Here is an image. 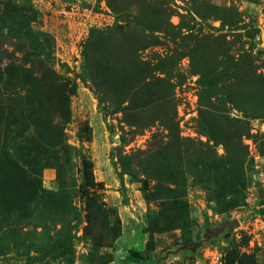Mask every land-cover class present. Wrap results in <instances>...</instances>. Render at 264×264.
I'll use <instances>...</instances> for the list:
<instances>
[{"label":"rangeland","instance_id":"rangeland-1","mask_svg":"<svg viewBox=\"0 0 264 264\" xmlns=\"http://www.w3.org/2000/svg\"><path fill=\"white\" fill-rule=\"evenodd\" d=\"M3 4L38 42L3 29L0 94L35 61L66 113L51 147L0 102V158L36 179L0 170V264H264V0Z\"/></svg>","mask_w":264,"mask_h":264},{"label":"trees","instance_id":"trees-1","mask_svg":"<svg viewBox=\"0 0 264 264\" xmlns=\"http://www.w3.org/2000/svg\"><path fill=\"white\" fill-rule=\"evenodd\" d=\"M0 7L3 8L0 9V44L5 41L4 35L2 34L3 29L8 31L7 37L11 36L13 38L12 33L16 32V40L19 41L22 39L24 43H26V41L30 42L29 49L31 50L25 52L23 55L28 57L27 55L33 53L36 47L35 44L38 42V38L35 37L36 33L30 29L28 22L26 21L30 20V16L24 14L20 20L14 22V19H12L13 17L10 15H8L7 18V8L5 7V4ZM160 28L161 27L158 26L157 30ZM25 48H28L26 44ZM34 63L35 61L30 62L29 60H26L25 65L11 62L6 64L3 71L4 87L6 91L3 92V94H0V102H3L6 105L9 104L13 107L12 109L14 110L15 115L14 123H18L19 120L27 122V124L32 127V131L36 132V135L44 138L47 146L55 147L56 145H60L62 129H56V126L54 125V122L50 120V117H54L56 114L62 118V116L66 113L64 110V101L62 102V99H64V95H62V84H60V77H55L54 75L52 76L50 69L47 67H45V70L42 71L40 77L34 76L32 68ZM3 64L0 60V65ZM17 89L19 90L16 91ZM41 96H45L43 102L40 101ZM48 97L50 99V103L47 109H45L43 105L46 104ZM34 106H40V109L43 110L33 108ZM22 110L25 113H23ZM39 117L44 121L43 125L40 124V120L39 123L37 122ZM1 119L2 117L0 118V122ZM48 136H51V138ZM23 142H25V140ZM19 150H21V147H19ZM33 150L39 152L34 148ZM23 154L24 156H18L17 163L12 162L10 159L1 157L0 170H4L3 175L6 177V181L16 182L27 187H32L36 185V179L33 177L32 173L28 171L31 165L28 160L30 157V150L27 149V151H24ZM55 250L62 251L63 253L67 250V248L62 246L56 247Z\"/></svg>","mask_w":264,"mask_h":264}]
</instances>
